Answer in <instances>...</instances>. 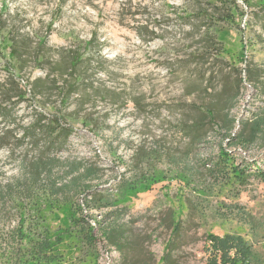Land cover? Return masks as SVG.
Listing matches in <instances>:
<instances>
[{
    "label": "rangeland",
    "instance_id": "374dc122",
    "mask_svg": "<svg viewBox=\"0 0 264 264\" xmlns=\"http://www.w3.org/2000/svg\"><path fill=\"white\" fill-rule=\"evenodd\" d=\"M0 26V83L11 90L0 91V136L7 134L0 142V187L17 178L21 159L38 154L19 141L37 113L29 93L21 99L14 84L45 75L30 63L16 72L22 79L10 80L9 32L24 44L47 37L56 50L74 48L76 40L92 43L85 87L72 95L69 110L100 129L73 121L61 157L100 166L97 184L108 190L102 199L117 196L112 185L138 147L156 155L132 170L146 183L118 197L126 208L118 213L127 232L122 250L98 232L100 220L113 222L115 208L83 205L81 196L82 216L96 218L90 223L98 242L93 248L74 231L59 247L60 264H207L210 235L242 237L256 264H264V182L253 175L241 181L234 169L210 173L209 166L191 182L166 155L188 154L197 165L225 149L234 164L255 162L264 171L261 144L229 146L220 130L224 115L237 120L235 134L241 122L264 112V0H0ZM249 72L259 76L251 82ZM212 108L219 116L206 122L205 141L191 145L183 124ZM7 190L8 199H0V264H22L31 239L51 236L80 213L78 204H60L44 187L32 199Z\"/></svg>",
    "mask_w": 264,
    "mask_h": 264
},
{
    "label": "trees",
    "instance_id": "16d2710c",
    "mask_svg": "<svg viewBox=\"0 0 264 264\" xmlns=\"http://www.w3.org/2000/svg\"><path fill=\"white\" fill-rule=\"evenodd\" d=\"M223 1L221 0V2ZM201 13L207 19V12L201 10ZM1 29L4 30V27L0 26ZM219 31L218 26H215L216 35ZM7 35L10 48L9 56L14 61L13 69L9 73L10 80L22 79L18 75L32 67L30 63H33V68L44 71L45 75L33 80L28 78L24 86L20 81L14 84V90H18L16 95L21 99H24L29 93L28 95L35 104V113H37L34 122L23 128V134L19 141H27L32 148L38 151V154L32 158L21 159L17 178L12 181L13 183L10 182L0 187V199L7 200L6 192L11 188H18L25 196L32 199L36 190L39 187H44L48 195L60 204H69L72 208L78 204V210L81 213L72 218L68 216L63 226L51 236L43 237L39 242L31 239L25 250H21L25 251L22 264H60L59 247L66 237H74V231H76V236L84 240L85 244L88 243L95 248L98 238L90 220L96 218L92 215L87 218L82 216L83 211L79 208L81 196L84 201L83 205L86 203L87 206H91L101 201L103 210L115 208L114 211L109 212V217L113 222L104 224L100 220L97 226L98 232L110 246L122 250L123 245L127 242V232L118 222L120 216L118 213H122L126 208H120L118 197H123L127 192L146 183L142 177L140 178L141 174L137 178L136 172H132V170L135 166L141 168V165L150 162L156 155L152 154L153 151H144L138 147L125 164L124 172L112 185L111 191H115L117 196L106 194L102 199L103 191L107 189L104 190L100 184H97L101 181L100 166L85 160L61 157L73 134V121L82 120L85 126H93L95 130L100 129L98 122H90L86 117H81L79 111L71 112L69 110V100L72 95L80 94L85 87V68L90 63L86 54L92 43L76 40L75 43L78 44H75L74 48L56 50L49 46L47 37H36L37 41L24 44L19 36H15L12 32ZM248 76V80L253 82L252 78L259 75L249 72ZM255 80L257 79L255 78ZM8 84L7 82L0 83V91L3 93L11 91L10 87H7ZM239 89L240 87L237 93ZM237 93L233 99L237 98ZM56 97L61 98L59 103L55 100ZM206 113V118L203 114H197L196 119L185 122L181 128V132L189 137L191 145L205 141V127L212 119L214 122L219 116L215 108ZM220 119L223 123L220 130L225 132L224 137L228 138L229 146L240 145L248 150L253 145L261 144L264 148V112L256 114L250 120L241 122L235 134L233 132L237 127V120L229 119L228 115H224ZM6 136L7 134L0 136V142H3ZM166 155L171 164L176 165L179 169L182 168L183 174L191 182H198L201 178L202 166H209L210 173L218 171L231 173L234 169L241 181L248 180L253 175L264 182V171L261 167L256 166L255 162L252 164L253 166L247 163L236 165L233 162V155L225 149H220L217 158L205 159L203 162H198L197 165H192L186 160L188 154L178 156L171 152ZM74 211L77 212V210ZM175 231L178 232L179 227L175 228ZM207 239L209 244L207 264H256L253 247L242 237L210 235Z\"/></svg>",
    "mask_w": 264,
    "mask_h": 264
}]
</instances>
